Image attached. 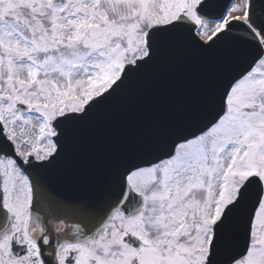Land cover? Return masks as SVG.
Here are the masks:
<instances>
[{"label": "snow or ice", "instance_id": "6c2138e0", "mask_svg": "<svg viewBox=\"0 0 264 264\" xmlns=\"http://www.w3.org/2000/svg\"><path fill=\"white\" fill-rule=\"evenodd\" d=\"M165 40L225 69L203 122L126 161L90 226H49L34 197L68 127ZM0 264H264V0H0Z\"/></svg>", "mask_w": 264, "mask_h": 264}, {"label": "water", "instance_id": "95a60500", "mask_svg": "<svg viewBox=\"0 0 264 264\" xmlns=\"http://www.w3.org/2000/svg\"><path fill=\"white\" fill-rule=\"evenodd\" d=\"M225 69L178 42L162 41L160 61L101 104L84 124L69 126L64 158L43 174L33 213L51 227L74 232L94 223L79 209H98L100 191L112 186L128 160L156 155L177 134L193 131L208 112L212 89Z\"/></svg>", "mask_w": 264, "mask_h": 264}, {"label": "flooded vegetation", "instance_id": "af4514ba", "mask_svg": "<svg viewBox=\"0 0 264 264\" xmlns=\"http://www.w3.org/2000/svg\"><path fill=\"white\" fill-rule=\"evenodd\" d=\"M38 228H39V225L37 226ZM37 234H38V232H37ZM132 240H135V238H131ZM139 245V242L137 241L136 242V246H138Z\"/></svg>", "mask_w": 264, "mask_h": 264}]
</instances>
